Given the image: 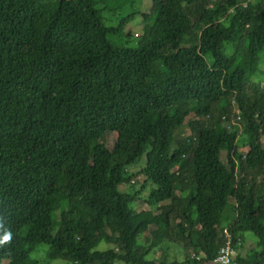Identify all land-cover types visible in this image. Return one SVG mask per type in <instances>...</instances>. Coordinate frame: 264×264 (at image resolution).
I'll use <instances>...</instances> for the list:
<instances>
[{"label": "trees", "instance_id": "obj_1", "mask_svg": "<svg viewBox=\"0 0 264 264\" xmlns=\"http://www.w3.org/2000/svg\"><path fill=\"white\" fill-rule=\"evenodd\" d=\"M139 3L0 0V264H264V0Z\"/></svg>", "mask_w": 264, "mask_h": 264}, {"label": "rangeland", "instance_id": "obj_2", "mask_svg": "<svg viewBox=\"0 0 264 264\" xmlns=\"http://www.w3.org/2000/svg\"><path fill=\"white\" fill-rule=\"evenodd\" d=\"M149 1L150 0H141V3L136 4L135 8L139 11H142L143 13L148 12V10L150 9V5H149ZM250 2H252V0H250ZM127 10H129V7H126L125 9H122L121 14L125 13ZM120 15V14H119ZM110 17V16H109ZM244 24L242 20H239L238 22V27H237V32L240 34L242 33L243 29H244ZM126 31H129L134 37L136 36H140L142 33V19L140 17L135 18L132 23H130L127 27H126ZM261 63L264 62V53L261 56ZM148 72H149V76L152 79H166L170 76V74L168 72H166L163 67L159 64H149L148 65ZM203 108L201 107V111L199 112V116L201 119L206 118V112H203ZM190 116H193V112H191ZM148 120H152V117H148V116H144L143 118H141L138 121H131L128 123L127 128V133L129 134H133L131 132H134L136 130V128L138 126H140L142 123L148 121ZM125 128V129H126ZM233 128H235L236 130L239 129L238 124H234ZM241 139V138H240ZM243 139V138H242ZM242 153H244L246 156L249 154L248 149H243ZM144 165V159L141 160ZM139 168H135L132 169V172H136ZM152 190V188L149 189V192ZM147 192V191H146ZM145 192V194H146ZM148 192V193H149ZM148 195V194H147ZM50 202L53 206V218H54V224L57 228V225L59 223V219H60V215L67 211L71 206H72V202L69 201L65 196L62 195H55L52 198H50ZM234 206H236L238 208L237 205V201H232L229 200L228 205L223 209V212L221 214L220 220H219V225L221 227L227 226L232 219L235 217V214L233 212V208H235ZM141 208H145V206H142ZM55 228V229H56ZM198 236V233L196 232L194 235V240H196ZM244 246H243V251L242 253H249V251H252L256 248V243H257V239L256 237L252 234V233H246L244 236ZM140 242H143V239H141ZM106 246L104 244H102L100 246L101 249H104ZM43 251L44 249H39L36 253L33 254V258L35 259H39L40 263L39 264H65L63 261L61 260H53V261H49L47 259H45V257H43ZM167 258L168 260H172V259H177L179 261L183 260V254L179 253L178 250L175 249H169L167 252ZM164 254L161 253L160 250H157L155 252V257L156 258H160L161 256H163ZM38 260V261H39ZM3 264H6V262H4ZM118 264H122V263H118Z\"/></svg>", "mask_w": 264, "mask_h": 264}, {"label": "built area", "instance_id": "obj_3", "mask_svg": "<svg viewBox=\"0 0 264 264\" xmlns=\"http://www.w3.org/2000/svg\"><path fill=\"white\" fill-rule=\"evenodd\" d=\"M224 233H227L226 230H224ZM233 256L234 250L231 248L230 242L228 240L226 244L221 247L217 257L213 261V264H237L232 262Z\"/></svg>", "mask_w": 264, "mask_h": 264}, {"label": "clouds", "instance_id": "obj_4", "mask_svg": "<svg viewBox=\"0 0 264 264\" xmlns=\"http://www.w3.org/2000/svg\"><path fill=\"white\" fill-rule=\"evenodd\" d=\"M236 106V104H235ZM237 111V108H235V112ZM12 232L10 229H5L3 234L0 235V246L9 244L12 241Z\"/></svg>", "mask_w": 264, "mask_h": 264}]
</instances>
